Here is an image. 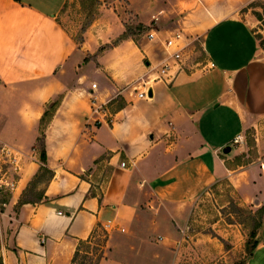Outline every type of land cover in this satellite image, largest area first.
I'll return each instance as SVG.
<instances>
[{
    "label": "crops",
    "instance_id": "crops-1",
    "mask_svg": "<svg viewBox=\"0 0 264 264\" xmlns=\"http://www.w3.org/2000/svg\"><path fill=\"white\" fill-rule=\"evenodd\" d=\"M66 1L0 0V143L25 154L2 200V263L71 264L79 241L100 229L99 264H140L153 236L213 185L228 180L244 202H264V46L240 14L253 0H127L129 16L157 39L181 30L202 50L150 82L148 98L137 93L147 65L164 57L160 42L150 53L125 35L127 19L101 7L78 43L57 20ZM92 103H107L113 123ZM248 131L255 156L240 163ZM237 134L244 141L233 144ZM41 167L50 171L41 198L22 200ZM255 260L264 264V218L246 264Z\"/></svg>",
    "mask_w": 264,
    "mask_h": 264
},
{
    "label": "rangeland",
    "instance_id": "rangeland-1",
    "mask_svg": "<svg viewBox=\"0 0 264 264\" xmlns=\"http://www.w3.org/2000/svg\"><path fill=\"white\" fill-rule=\"evenodd\" d=\"M127 4V0H67L57 15V20L67 33L80 43L85 28L99 17L100 8H113L122 18L127 19V35L133 37L136 42L148 44V51L157 54L159 41L147 39L148 30L139 28L138 25L141 24L129 16ZM244 12L253 23V37L260 46H264V0H253L240 9V14H245ZM235 28L238 29L237 23ZM185 35L190 36L192 40L185 56L188 57L189 63H193L195 59L202 58L199 39L195 40L194 34ZM41 124L39 129L42 128L43 122ZM245 140L248 150L237 161L240 163H247L255 156L251 132L246 133ZM36 147L40 156L41 139ZM22 154L21 173L25 157V154ZM49 178L50 172L40 169L26 185L21 199L39 200ZM184 213L180 223L172 220L168 230L153 236L152 247L148 251L150 256L144 261L141 260L140 264H158V261L159 264H246L263 225L264 202H260L258 198L244 202L231 183L223 180L203 193ZM94 235L95 238L89 247L81 246L74 264L99 263L107 236L100 229L96 230ZM252 264H259L258 260Z\"/></svg>",
    "mask_w": 264,
    "mask_h": 264
},
{
    "label": "built area",
    "instance_id": "built-area-1",
    "mask_svg": "<svg viewBox=\"0 0 264 264\" xmlns=\"http://www.w3.org/2000/svg\"><path fill=\"white\" fill-rule=\"evenodd\" d=\"M154 20L156 21V18H154ZM146 37L149 40L157 39V35L153 30L148 31ZM157 40L163 48L164 57L158 63L147 65L148 70L140 79L145 90L137 93L140 98L149 97L148 90L151 87L150 82L164 81L172 68H174L176 72L183 70V58L192 42L181 30L169 34L163 39ZM210 67H213V63H210ZM95 87L96 84L93 83L92 88ZM91 111L95 114H100L102 119L108 124L113 123V118L108 114L107 103L101 105L92 103ZM242 141H244V136L241 134L235 135L232 139L233 144H238ZM22 155L23 154L15 147L0 143V215L2 213L1 207L3 206L2 200L12 195L17 187L22 167ZM120 164L124 166L125 162H121Z\"/></svg>",
    "mask_w": 264,
    "mask_h": 264
},
{
    "label": "trees",
    "instance_id": "trees-1",
    "mask_svg": "<svg viewBox=\"0 0 264 264\" xmlns=\"http://www.w3.org/2000/svg\"><path fill=\"white\" fill-rule=\"evenodd\" d=\"M138 27H139V28H142V25H138ZM126 34H127V33H126V30H125V35H126ZM58 101H59L58 99L55 100V101H53V102L51 103V105H49V107L44 111V113H43V115H42V117H41V119H40V123H39V126H40V125H42L41 123L43 122V126H42V128L39 129L40 135H43V133H42L43 130H42V129H43V127L45 126V124H46L48 118L50 117L51 112H52V111L55 109V107L57 106ZM39 139H41V137H39L38 140H39ZM40 160H41V162H43V163H44L45 160H46V154H45V151H44V149H43V146H42V148H41V150H40ZM40 169H47V168H45V167H41ZM47 170H48V169H47ZM48 171H49V170H48ZM49 172H50V171H49ZM253 235H256V234L253 233ZM90 244H91V242H90L89 239H87V240H83V241H79V243H78V245H77V249H76V251H75V255H74V257H73V261H72L71 264H74L75 259H76V257L78 256V253H79V251H80L81 246H82V245H86L87 247H89ZM256 244H257V240L253 243V249L255 248ZM251 253H252V252H251ZM101 257H102V256H101ZM0 264H3L1 259H0ZM97 264H99V263H97Z\"/></svg>",
    "mask_w": 264,
    "mask_h": 264
},
{
    "label": "water",
    "instance_id": "water-1",
    "mask_svg": "<svg viewBox=\"0 0 264 264\" xmlns=\"http://www.w3.org/2000/svg\"><path fill=\"white\" fill-rule=\"evenodd\" d=\"M148 96H151V91L148 90ZM230 151V146H225L223 148V153H228Z\"/></svg>",
    "mask_w": 264,
    "mask_h": 264
}]
</instances>
